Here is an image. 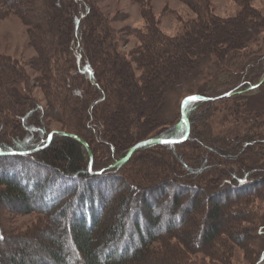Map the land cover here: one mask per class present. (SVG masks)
I'll use <instances>...</instances> for the list:
<instances>
[{"label": "trees", "instance_id": "obj_1", "mask_svg": "<svg viewBox=\"0 0 264 264\" xmlns=\"http://www.w3.org/2000/svg\"><path fill=\"white\" fill-rule=\"evenodd\" d=\"M4 1L11 10L26 8L23 19L36 50L27 64L36 76L30 87L19 62L0 55V168L12 167L0 170V200L16 211L39 210L46 222L32 236H3L0 228V264H176L173 257L181 258L177 264H188L180 245L186 244L187 253L218 260L226 251L222 235L242 246L254 242L248 227L259 216L243 204L264 199V122L247 119L252 123L247 130L234 135L237 127H229L230 136H224L214 134L212 120L217 111H222L219 124L237 116L247 88L264 75V18L256 9L248 4L223 18L211 13L206 0H184L201 27L189 25L183 35L170 38L148 23L130 59L119 50L117 32L97 10V0H69L71 11L62 0ZM43 26L45 33L38 32ZM208 63L214 71H201ZM219 71L226 79L215 85ZM21 84H28L26 93ZM34 85L44 93L45 106L30 93ZM191 88L201 99L185 105L189 133L171 143L186 135L179 104ZM176 94L178 105L174 99L171 103ZM51 121L60 128L46 145ZM63 132L79 136L90 153ZM150 137L163 142L139 146L126 162L107 167ZM28 150L35 151L8 154ZM90 161L95 172L87 170ZM149 163L164 168L154 171ZM121 167L132 182L117 173ZM58 178L77 186L58 196L50 182ZM103 178H114L112 186L96 190L91 181ZM116 183L124 190L117 192ZM150 195L156 198L149 201ZM60 196L68 198L60 203ZM158 205L163 220L153 213ZM225 210L232 213L231 226L220 221ZM60 216L65 218L55 222ZM131 218L136 220L133 233L126 228ZM162 225L164 231L158 232ZM258 225L252 229L264 235V224ZM178 230L184 234L177 232L178 242L164 241L168 251L154 246Z\"/></svg>", "mask_w": 264, "mask_h": 264}, {"label": "rangeland", "instance_id": "obj_2", "mask_svg": "<svg viewBox=\"0 0 264 264\" xmlns=\"http://www.w3.org/2000/svg\"><path fill=\"white\" fill-rule=\"evenodd\" d=\"M8 2L10 1L8 0ZM206 3L208 5V9H210L212 14L223 18L234 17L237 13L239 14L241 11H244L246 5L248 4L257 10L259 18L260 17L264 18V0H206ZM62 4L66 8V10L67 9H69L70 11L72 10L71 9L72 5L69 4V0H62ZM15 7H16L15 9L11 10L5 6L4 0H0V55L12 57L13 59L19 62L18 63L19 66H22V68L26 71L28 75V79H29L28 84L31 87L33 78L36 76V72L34 71V69L31 68L29 64H27V62H29L30 59L36 56V50L35 47L30 45L29 43L30 28L28 27V25H26L25 20L23 19L24 18L23 12L26 10V8H20L17 6ZM96 8L100 13L103 14L104 18H106L110 22V26L112 27L113 31L117 32V38L120 47L119 50L126 53V55L129 58L130 55H132L133 48L138 47L142 43L143 40L142 34L146 32V28L149 26L148 23L154 25L161 34L170 38L183 35L185 32L189 30V25L193 26L196 24V27L198 25L197 24L198 17L196 12L187 3H185L184 0H97ZM149 12L154 17V20L152 21H150L148 18V16H150L148 14ZM244 18H249L248 22L249 21L252 22L253 25L252 15H249L247 12H244ZM258 20L259 19H257V21ZM198 27L200 28L201 26L198 25ZM253 28L258 29L254 25ZM45 31L46 28L45 26H43L39 29L38 32L45 33ZM58 31L60 32L61 30ZM201 71L213 72L214 68L211 64L208 63L201 69ZM217 76H218V80L214 81L215 85L222 82V79L226 77V73L223 71H219ZM198 79L200 80V77H198ZM28 84L24 86L23 84H21V88L19 87L21 89L20 91L22 94L27 92ZM211 84L213 85V83ZM184 86L185 85L181 84L180 88H184ZM22 87L25 89H22ZM30 90H31L30 93H32V95L36 98L38 103L42 106H45L46 102L42 90L36 85H34ZM246 92H249L247 94L248 97L243 100V105H241L240 108L239 107L237 108L236 110L238 114L237 116H229L226 120H224L222 124H219L220 120L222 119L221 116L222 113H220L222 111L216 112L215 115H217V117L215 116L212 120L213 132L215 135L230 136V133L228 132V128L233 126L237 127V129L232 130V134L236 135L242 133L243 131L249 128L250 124H252L250 121H247V119H252L253 120L252 122H255V119H258L259 121H257V123L264 122V83L263 84L261 83L257 88L249 89V91ZM185 93L186 96L200 95L199 94L200 92L196 88L193 89L191 88ZM178 97L179 95L176 94L173 98H171V103L172 100L174 99L173 101L174 105L177 104ZM127 107L128 109H130L129 106ZM179 108H180V104H179ZM259 115L261 118L256 117ZM49 128L51 130L58 131V129L60 128V123L57 121H51L49 123ZM146 145H150V144H146ZM140 153H142V151H139L136 154L138 155ZM127 155L128 154H126L124 157H126ZM118 160L120 159L115 160L113 163L111 162V164H114ZM12 163H14V161H12ZM153 163L146 164V166L149 167L150 169H153L154 171L163 170L164 167L161 164L155 166L153 165ZM111 164H109L107 167H109ZM0 170L2 173H6L9 170H12V167L7 166L6 163L4 166H1ZM87 170H89L90 172H95V170L93 171V169L92 168L89 169V167ZM261 171H264V169H262ZM126 172H127L126 168L121 167V169H119L117 173L121 174L125 181L130 182L131 180L129 179L128 173ZM122 176H117V177L120 178ZM71 179L76 180L73 177ZM113 179L114 178L112 179L103 178L97 180L93 179V181L91 182H94V186L96 190H98L99 187H105L107 189L108 187L112 186ZM52 181H53L52 183L53 186L51 190L58 192V196L61 195L63 191L67 189H72L73 187L77 186L75 183L76 181L75 182L70 181V179L58 178V179H51L50 182ZM116 181L117 180H115V182ZM116 184H115V189L117 192L124 190L123 184H118V183ZM102 191L104 192V190ZM68 196L66 197L60 196L58 201L62 203L68 198ZM155 198L156 196L155 197L153 196L149 198V201H153ZM113 200L114 198L110 201L113 202ZM243 205L246 207H252L255 210V212L258 213L259 216L258 221H256V224L251 225V227H248L249 229L248 233L252 236V238L255 239L254 242L251 241L247 245L242 246L241 243L240 244H238V242L234 243L235 241L232 239L230 235L228 237L226 235H222L223 236L222 242L224 243L223 245L222 244L221 245L225 246L226 251L224 252V256L223 254L222 256L220 255L218 260H212L211 258L204 256L206 254L199 253L197 251L196 252L191 251L190 253H187L186 252L187 246H185L186 244L180 245V248L182 249L181 251L184 252L189 257L188 264L189 263L198 264L194 262V260L196 259L198 261L200 259L201 263L203 264H264V235H259L257 234L258 233L257 231L252 229L255 226H260L258 224H264V199H252V202H250L248 205L246 202ZM11 206L12 205H9L3 202L2 200H0V228L2 230L3 236L4 235L18 236L23 233H30L29 236L30 235L32 236L34 235V233L36 234V231L39 228H41L46 222L45 220L46 217L42 215L39 210L25 213V211H19V210L16 211L15 209H13V206L12 207ZM196 206L199 208H203V204H201L199 201L197 202ZM111 209H113V207ZM156 210L158 211L153 213L155 215L157 214L156 216L158 217V219L160 218L162 219L164 214L163 215L160 214L162 210L161 205H158L156 207ZM227 214H228L227 210H225V212H222V214L220 213V221L223 222L225 226H231L230 224L231 219L229 218V216L232 213L231 214L229 213V215ZM68 215L69 213L67 214V216ZM64 218L65 217L60 216L59 218H57L55 222L62 221ZM135 222L136 220L134 218H131L129 219L128 223H126L127 225L126 228L127 230L129 228V232L132 233L134 232L133 224ZM243 224L247 225L248 223L244 221ZM177 225H178V221L176 220L174 221L173 226H177ZM216 225H217L216 227L220 226V224L218 223H216ZM262 227L263 229L261 231L262 234H264V225H262ZM55 229L59 230L58 225L55 226ZM164 229L165 227L162 225L157 229V231L161 232L164 231ZM157 231L154 230V232ZM177 232H179V230L174 232L175 234L174 236L170 235L168 237H165L166 239H159L154 246L158 248L160 252H164V250L168 251L166 246H164V241L170 240L171 243H168L170 245H172V243L178 242L179 239L176 238V236H178ZM147 233L148 231H145V234ZM179 235L182 236L184 234L182 232H179ZM237 237L238 240L240 241L243 240L240 234H238ZM193 239L194 242H200V239L196 236L195 238L193 236ZM217 242L221 243V240L218 239ZM137 243L138 242L135 241L134 247L137 245ZM1 245L2 246L4 245L5 247V245H7L6 241L1 242ZM188 247L190 248V250H192L190 245H188ZM218 247L219 246H217V248ZM8 250H11V248H8ZM220 251L222 252L221 249ZM67 254L72 255L71 252L69 253L67 252ZM173 259L175 260L176 264L178 263V261L181 260L180 257H173ZM1 264H5L4 260H2Z\"/></svg>", "mask_w": 264, "mask_h": 264}, {"label": "water", "instance_id": "obj_3", "mask_svg": "<svg viewBox=\"0 0 264 264\" xmlns=\"http://www.w3.org/2000/svg\"><path fill=\"white\" fill-rule=\"evenodd\" d=\"M263 81H264V75L262 76V78H261L256 84L250 85V86L247 88V90L257 88V87H258ZM231 94H232V92H228V93L223 94L222 96H229V95H231ZM222 96H220V97H222ZM199 99H201V97H200L199 95H188V96H185V97L182 99V101H181V103H180V112H181V115H182L183 120L186 122V125H187V132H186V135H185L182 139H173V140H170L169 142H171V143L181 142V141H183V140L187 137V135H188V133H189V125H188L187 119H186V117H185V111H184V108H185V105H186L187 103H189V102H194V101H197V100H199ZM203 99H204V98H203ZM205 99H206V98H205ZM56 131H57V130H51V131L49 132L48 137H47V140H46V145L50 142L53 133L56 132ZM63 134H64L65 136H68V137H71V138H74V139L78 140V141L84 146V148H86V149L89 151V153H90V149L88 148L86 142L83 141L79 136H77V135H75V134H73V133H65V132H63ZM161 142H163V140H161V139H159V138H148V139L141 140V141L137 142L135 145H133V146L130 148L129 153H128V155H127L126 157H124V158L118 160V161L115 162L114 164H111L108 168L113 167V166H114L115 164H117V163H122V162L127 161V160L130 158L131 154H132V153L136 150V148H138L139 146L146 145V144L161 143ZM35 150H36V149H35ZM35 150L17 151V152H16V151H12V152H9L8 154H24V153L34 152ZM5 154H6V153H5ZM91 164H92V162L90 161L89 169H91Z\"/></svg>", "mask_w": 264, "mask_h": 264}]
</instances>
